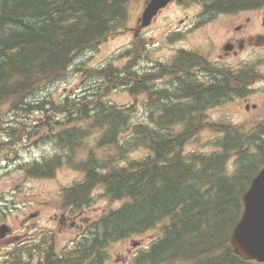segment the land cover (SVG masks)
Segmentation results:
<instances>
[{
    "label": "trees",
    "instance_id": "obj_1",
    "mask_svg": "<svg viewBox=\"0 0 264 264\" xmlns=\"http://www.w3.org/2000/svg\"><path fill=\"white\" fill-rule=\"evenodd\" d=\"M131 1L0 0V129H9L4 126L10 122L6 115L16 113L25 117L42 110L47 103L52 109L58 107L57 110L67 115V123L73 125L71 130L59 131V137L67 135L72 139L71 144L85 135L81 131L99 130V154L96 147L86 161L75 162L73 155L69 157L68 162L84 170L86 177L82 183L67 189L66 195L74 201L89 202L92 191L103 185L111 199L126 201L108 216L104 226L105 234L113 237L140 233L167 219L162 236L147 251L144 262L264 264L245 260L231 244L232 231L243 211L242 194L255 173L254 167L264 164V124H258L250 136L259 155L255 148H251L252 154L249 148L243 151L252 156L243 160L240 175L230 176L227 172L229 151L222 150L207 160L200 153H184L186 145L205 126L206 113L200 106L221 100L239 82L222 80L226 75H217L221 80L215 79L213 85H207L190 71L195 67L191 63L198 58L186 54L185 61L172 65L176 68L172 74L184 70L182 77L174 82L178 85L176 89L153 92L159 95L160 103L149 107L153 110L149 114L152 123L136 120L132 107L108 105L105 99L109 90L106 88L121 82L138 83L132 88L138 93L148 89L146 79L140 83L138 76L142 75L132 73L130 65L100 71L109 84L104 91L92 89L73 101L69 96L59 102L37 97L65 74L78 55L118 24H125ZM206 2H212L211 6L220 11L259 4V0ZM172 94L192 101L172 104L169 101ZM154 99L157 100L155 96ZM210 126L216 132L222 127L215 123ZM245 141L237 137L225 139L228 147ZM71 144L72 150L77 147V143ZM141 149H147L148 154L130 158ZM61 161L56 157L33 164L27 170L38 177L53 175ZM48 264H60V261Z\"/></svg>",
    "mask_w": 264,
    "mask_h": 264
},
{
    "label": "rangeland",
    "instance_id": "obj_2",
    "mask_svg": "<svg viewBox=\"0 0 264 264\" xmlns=\"http://www.w3.org/2000/svg\"><path fill=\"white\" fill-rule=\"evenodd\" d=\"M140 2V0H136L130 4L129 20L127 22L129 25H131V22L134 20L133 16L136 14ZM199 9V6L192 4H189L188 7L174 6L166 9L158 18L157 22L154 23V28L149 29L147 36H154L156 39L161 38V31L165 28L173 26L176 21H179L180 19L184 21L191 20L188 17H193ZM253 15V20L251 18L249 20L254 22L253 30L255 34L257 32L262 33L263 31L259 26V23L261 22V15L260 13H255ZM231 18L234 17H221L217 22L208 26L203 23L197 28L191 30L186 37L182 36L181 41L175 44H165L164 47L154 50L152 54L148 53L147 59L150 61V57L154 56L153 58L156 61L161 57L174 55L176 46H192L195 48H202L205 52H207L211 50L213 41H218L221 35H224L223 40L225 41L230 37L231 29L229 27H235L233 22H231ZM235 19L238 20V16ZM239 21H241L240 18L238 23ZM243 22H245V19ZM238 23L236 22L237 25ZM248 23L249 22L246 21V24ZM247 27V25H243L241 23L236 30L246 31ZM131 41L132 33L130 31H116L110 34L102 42H100V44H98L95 47L96 49L92 52L82 54L81 57H79L73 64V67L69 69L67 75L63 77V79L50 84L49 87L44 88V90L38 93L37 97L40 98V100L45 99L59 102L66 95L72 96L79 91H82L80 94H84L86 87L90 86L95 78L96 73L92 70L93 68H101L102 65H106L111 61L113 65L120 67L124 66L129 61L130 57L119 56V54L130 47ZM256 43L257 41L253 40L252 44ZM249 48L250 47H248V49ZM106 84V81L100 82L101 87L106 86ZM109 94L110 100L115 101V103L120 105L127 104L131 100L135 99L137 102L136 110L141 114L139 119H142L147 112V110L143 107L140 96L132 95L128 88L119 87L110 91ZM44 106L47 107L49 111L38 110L37 112H32L25 117L20 115L17 116L16 113H10L8 115L7 118L10 121L8 125H13L11 131L14 132L15 136L22 135L19 142L9 144L10 130H0V193L7 192V195L9 196L8 200L10 202V208L8 213V222L12 224L14 228H17L22 218H25L29 213L36 210H40L41 212L43 211L46 215L51 217L54 213H56L57 205L59 201H61V190L73 181L80 180L84 177V173L82 171L75 169L69 164H64L57 169L53 177H32L27 175L26 171L20 168L22 164H29L31 162H35L36 160L40 161L45 157L51 158L57 154L61 156L67 155L63 148L61 149L56 145V141H54L53 138H45V134L48 131L44 129V127L48 125V121H53L54 119L63 116L64 113L59 111L57 112L56 109H51L50 104H45ZM245 109L244 99L235 98L234 96V99H231L222 107L210 109L208 111V117L213 122L214 120L229 116L235 123H238L259 116L258 113L248 112ZM47 116H49V118ZM24 125H26L25 130L22 134H20V127H23ZM40 126L41 128L39 130ZM98 134L99 132L96 131L93 132L92 135L83 138V146L79 147V150L77 151L79 156L77 159L84 158L87 153L89 154L90 149L94 148L97 143L96 135ZM212 136L213 134H211L209 130H202L190 141L187 149L191 150L199 149L200 147L204 148L206 141ZM67 152H70L69 149H67ZM146 152V150L141 149L139 152H135L131 158H134L136 155H144ZM103 193L104 190L100 187H98L94 192L95 200L89 214L94 219L98 217L97 214L100 215L104 213L106 209L121 205V201H111L108 198H104L105 196L102 195ZM74 231H72V233L71 231L68 233H60V235L56 236L53 243H56L58 247L65 238L72 236ZM57 233H59V231H57ZM157 233V231L148 232L150 238ZM134 238L138 239V237ZM129 240L130 239L126 241L124 240L118 244H113L111 250L106 252V256L111 253L112 257L115 256L117 258V255L120 254H122L123 257L125 247L127 248V245L130 242ZM48 246L50 247L51 244ZM1 251L2 248H0V252ZM28 259L29 256L25 255L23 261H27Z\"/></svg>",
    "mask_w": 264,
    "mask_h": 264
},
{
    "label": "water",
    "instance_id": "obj_3",
    "mask_svg": "<svg viewBox=\"0 0 264 264\" xmlns=\"http://www.w3.org/2000/svg\"><path fill=\"white\" fill-rule=\"evenodd\" d=\"M170 0H151L144 12V25L153 14ZM247 209L235 229L232 243L237 252L245 258L264 261V170L254 180L246 197Z\"/></svg>",
    "mask_w": 264,
    "mask_h": 264
},
{
    "label": "flooded vegetation",
    "instance_id": "obj_4",
    "mask_svg": "<svg viewBox=\"0 0 264 264\" xmlns=\"http://www.w3.org/2000/svg\"><path fill=\"white\" fill-rule=\"evenodd\" d=\"M254 10H250V11H243L241 13H239V16H238V20L240 18L241 21H239V25H237L235 23V20L233 18L231 22H233V25L235 27H229L231 29L230 33V42L229 44L231 45L230 47V50L226 52L227 55H237L238 54V50H237V45H240L241 49H244L246 47V44L248 42L252 43L253 40L256 39L257 43H261V44H264V7L263 8H258L256 10V14L260 13L261 15V22L259 23V26L260 28L262 29V33H256L254 32L253 28V24L254 22H251L249 21L250 18L253 20V16H250L249 15V12H252ZM233 17V16H231ZM245 19V22H243ZM246 21H248L249 23L246 24ZM251 22V23H250ZM243 24V25H247L248 27L246 28V31H243V30H236V28L238 26H240V24ZM257 26V25H255ZM238 33H240L242 35V38L239 39L237 37ZM255 35V36H254ZM249 59H242V61L239 63V64H242V65H245L246 67L249 65V62H248ZM261 64H264V59H257L256 61V65H261ZM228 76L230 77V79H233L234 81H237L239 80L241 77H244V75H241V76H235V77H232V74H228ZM1 242H3V240H0Z\"/></svg>",
    "mask_w": 264,
    "mask_h": 264
},
{
    "label": "bare ground",
    "instance_id": "obj_5",
    "mask_svg": "<svg viewBox=\"0 0 264 264\" xmlns=\"http://www.w3.org/2000/svg\"><path fill=\"white\" fill-rule=\"evenodd\" d=\"M69 14V13H68ZM72 14V13H71ZM121 23V22H120ZM121 32V31H120ZM99 51V50H98ZM149 57V56H148ZM154 57V56H153ZM115 58V56H114ZM68 61V60H67ZM112 62V61H111ZM86 64V63H85ZM103 66V65H102ZM81 67V66H80ZM92 68V67H91ZM79 69V68H77ZM135 81V80H134ZM7 82V81H6ZM2 83V82H1ZM64 84V83H63ZM70 89V88H69ZM51 92V91H50ZM83 97V96H82ZM96 98V97H95ZM85 100V99H84ZM95 100V99H94ZM54 101V100H53ZM73 101V100H72ZM92 101V100H91ZM102 102V101H101ZM115 102V101H114ZM12 108V107H11ZM74 108V107H73ZM151 113V112H150ZM27 114V113H26ZM18 116V115H17ZM67 116V115H66ZM151 118V117H150ZM28 120V119H27ZM132 122V121H131ZM108 123V122H107ZM30 125V124H29ZM36 126V125H35ZM40 130V129H39ZM28 132V131H27ZM32 136V135H31ZM58 148V147H57ZM20 149V148H19ZM127 149V148H126ZM36 160V159H35Z\"/></svg>",
    "mask_w": 264,
    "mask_h": 264
}]
</instances>
